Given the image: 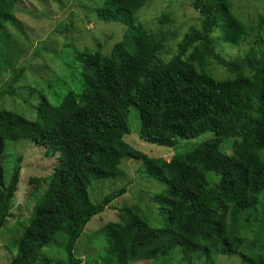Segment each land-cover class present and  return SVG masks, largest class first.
Returning a JSON list of instances; mask_svg holds the SVG:
<instances>
[{
	"label": "trees",
	"instance_id": "16d2710c",
	"mask_svg": "<svg viewBox=\"0 0 264 264\" xmlns=\"http://www.w3.org/2000/svg\"><path fill=\"white\" fill-rule=\"evenodd\" d=\"M22 1L0 0V232L15 217L21 175L16 166L5 181L7 144L42 147L55 164L50 176L29 181L35 206L21 243L28 251L20 250L12 264H51L43 254L50 244L65 255L58 264H83L74 252L86 226L119 205L131 184L113 183L115 190L99 202L92 190L125 179L124 159L143 162L149 179L165 188L151 198L156 218L133 201L121 203L119 220L95 232L108 242L103 261L169 264L177 255L179 264H217L220 257L264 264V14L247 23L234 0H192L201 22L181 34L167 27L175 17L173 1L168 12L148 20L143 12L155 0H90L96 19L115 31L84 46L41 44L18 65L20 52L12 48L20 35L7 31L22 27ZM57 29L83 33L72 20ZM250 41L245 56L225 57L227 48ZM43 54L56 66L49 80L31 81V96L39 99L31 120L7 109L5 100L20 97L16 86ZM214 65L229 78L217 79ZM133 111L140 138L150 145L176 149L181 140L211 137L170 161L150 158L125 141Z\"/></svg>",
	"mask_w": 264,
	"mask_h": 264
},
{
	"label": "rangeland",
	"instance_id": "374dc122",
	"mask_svg": "<svg viewBox=\"0 0 264 264\" xmlns=\"http://www.w3.org/2000/svg\"><path fill=\"white\" fill-rule=\"evenodd\" d=\"M74 1L75 0H23L20 3L17 16L22 27L19 29L9 27L7 31L8 34L14 37L15 35H20V38L16 39L15 45L12 48L13 51L18 49L20 52L18 65H22L25 60L31 59L33 53L41 47V44H45L48 48L57 50L68 44L84 46L91 44L92 40H102L105 35L109 36L112 31H115V29H113L114 27L100 23L96 19L95 15L91 12L92 9L88 7L89 4H94H91L93 1ZM171 1L174 3L172 9L175 11V17L171 26H167L168 28L175 25L178 27V31L183 34L189 27H198L200 25L201 18L199 13L192 7V0H155L154 3L143 12V15L147 17L148 20H154L153 17L155 15L158 16L159 13L168 12ZM234 4L235 10H237L238 14L246 20L247 23L257 20L261 14H264V0H234ZM88 11H90V13H88V19H86L84 18V13ZM169 12H171V9H169ZM43 13L50 14L49 16H51V18L44 17V15H42ZM72 14L75 16L72 17ZM68 20H72L76 27L83 30V33H78L74 29H57V26ZM88 21L89 23H87ZM26 41L30 43L25 44ZM113 44L114 42H110L109 46L111 47ZM253 46L254 42L250 41L240 48H227L225 57L231 59L243 57ZM172 49H174V46ZM55 64L51 55L47 54L40 55L33 59L30 67L34 72H27L23 76L21 85L16 86L17 93L20 97L17 98L12 96L6 98L5 104L7 109L9 108L15 112L23 113L27 118L32 120L36 114L34 106H36L39 99L37 94L31 96V89H36L32 88L34 84L31 83V81L42 83L41 78L46 81L49 80L54 73ZM211 71L217 79H227L230 76L226 70L215 65L212 66ZM5 78L9 79L10 75H6ZM50 99L53 100L52 98ZM130 124L132 133L125 137L127 143L150 158H164L168 161L178 153L185 152L182 150L187 148L190 150L205 139L211 137L210 134H207L206 136L180 143L181 140L176 149L158 147L150 145L140 138L139 120L137 119L135 111L132 112ZM227 147L228 150L225 152H227V155H232L233 152L230 151V146H226L225 148ZM45 152H47L46 149L24 141L9 142L6 146V161H4L6 183H10L16 166L20 167L21 175L19 189L15 196L12 209V213L15 217L9 219L0 232V264H12L22 251H28L27 246L21 245V243L22 239L25 237L26 229L31 224V215L35 206V201L29 198L34 188V186L32 187L30 185L29 181L31 178H44L50 176L54 171L53 166L55 160L48 158ZM121 168L127 173L125 179L113 180L114 182L105 180L102 182L106 185L103 186L105 191L101 189L102 185L100 184L92 190L93 200L99 202L106 193L115 190L113 183L119 188L131 184L128 188V194L117 201L119 205L116 204L117 206L113 205L109 207L103 214L94 217L86 226L74 252L77 258L83 259V264H107L106 261H103L108 250L107 239H105V237L99 240L94 238V234L108 222H116L119 220V206L121 203L133 201L135 204L142 207L149 217L156 218L155 212L153 213L154 204L151 198L165 188L164 184L149 179L145 174V166L141 161L124 159ZM138 171L139 174L136 175ZM210 176L212 179L215 178L214 174ZM66 217L62 220V225L66 219H68ZM43 254L52 260L51 264H58L65 256H63L62 250L57 244H50L45 247L43 249ZM43 254H41V256ZM136 264L151 263L142 262ZM169 264H179V256L176 255L174 261ZM217 264L243 263H241L239 257H220Z\"/></svg>",
	"mask_w": 264,
	"mask_h": 264
}]
</instances>
